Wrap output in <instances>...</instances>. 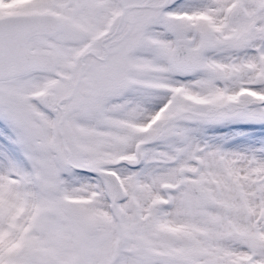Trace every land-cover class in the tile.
<instances>
[{"label": "snow or ice", "instance_id": "1", "mask_svg": "<svg viewBox=\"0 0 264 264\" xmlns=\"http://www.w3.org/2000/svg\"><path fill=\"white\" fill-rule=\"evenodd\" d=\"M0 264H264V0H0Z\"/></svg>", "mask_w": 264, "mask_h": 264}]
</instances>
